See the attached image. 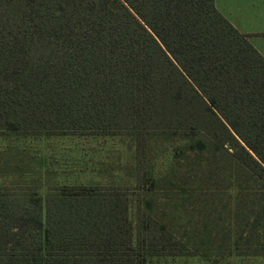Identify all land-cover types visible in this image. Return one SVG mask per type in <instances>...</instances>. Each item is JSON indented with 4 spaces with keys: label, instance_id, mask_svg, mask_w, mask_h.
Listing matches in <instances>:
<instances>
[{
    "label": "trees",
    "instance_id": "1",
    "mask_svg": "<svg viewBox=\"0 0 264 264\" xmlns=\"http://www.w3.org/2000/svg\"><path fill=\"white\" fill-rule=\"evenodd\" d=\"M57 136L127 139L133 177L4 174L0 264L264 254V58L213 0H0V138Z\"/></svg>",
    "mask_w": 264,
    "mask_h": 264
},
{
    "label": "rangeland",
    "instance_id": "2",
    "mask_svg": "<svg viewBox=\"0 0 264 264\" xmlns=\"http://www.w3.org/2000/svg\"><path fill=\"white\" fill-rule=\"evenodd\" d=\"M12 147L11 152L0 154V182L4 174L9 175L7 182L12 181V175L27 170L39 156L46 157L49 171L55 174L42 177V187L55 183H86L88 181L128 183L133 177L127 139L113 138H74L57 136L51 138H27L13 141L0 138V151L6 150L7 142ZM169 144L173 141H167ZM5 147V149H4ZM27 148V150H23ZM157 155V156H156ZM157 163L156 173H168L172 162V154L168 151H158L152 156ZM3 163V164H2ZM21 170V171H20ZM217 187H220L219 184ZM221 188V187H220ZM44 193V191H43ZM196 219H199L197 216ZM231 249H200L197 254L177 256H151L146 264H264L263 255L229 254ZM254 252L255 249H250ZM262 251V250H260ZM202 253H206L202 255ZM219 253V254H216Z\"/></svg>",
    "mask_w": 264,
    "mask_h": 264
},
{
    "label": "crops",
    "instance_id": "3",
    "mask_svg": "<svg viewBox=\"0 0 264 264\" xmlns=\"http://www.w3.org/2000/svg\"><path fill=\"white\" fill-rule=\"evenodd\" d=\"M218 12L264 58V0H213Z\"/></svg>",
    "mask_w": 264,
    "mask_h": 264
}]
</instances>
